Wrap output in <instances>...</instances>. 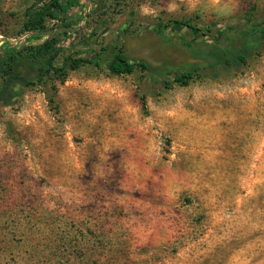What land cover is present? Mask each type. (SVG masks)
Masks as SVG:
<instances>
[{
	"label": "rangeland",
	"instance_id": "1",
	"mask_svg": "<svg viewBox=\"0 0 264 264\" xmlns=\"http://www.w3.org/2000/svg\"><path fill=\"white\" fill-rule=\"evenodd\" d=\"M41 1L0 0V53L62 37L53 22L18 36ZM62 1L58 65L128 38L178 65L186 52L147 33L172 20L214 40L264 28V0ZM173 74L82 66L0 104V264H264V39L244 64Z\"/></svg>",
	"mask_w": 264,
	"mask_h": 264
},
{
	"label": "trees",
	"instance_id": "2",
	"mask_svg": "<svg viewBox=\"0 0 264 264\" xmlns=\"http://www.w3.org/2000/svg\"><path fill=\"white\" fill-rule=\"evenodd\" d=\"M53 22L54 29L61 30L62 37L45 39L37 45H25L19 48L2 49L0 53V104L10 106L22 93L23 88L34 86L48 76L64 78L68 70H77L82 66L98 68L104 66L113 75L130 74L134 69L152 73L172 72L173 80L186 85L199 71L214 70L223 66L244 64L250 51L264 39V28L247 20L246 26L237 34H227L221 40L207 36L190 22L172 20L156 30H147L152 40L159 45L177 44L186 52V58L178 65L153 66L150 61L132 56L129 45L135 38H128L120 46L103 48L95 57H63L61 42L69 39L72 24L68 21L66 5L62 0H45L30 3L23 15L18 36L34 34L46 29ZM170 23L195 32L190 41H186ZM53 30V29H52ZM207 33L210 30L207 29ZM207 37V39H206ZM139 42H142L138 38ZM150 40V39H147ZM158 72H157V71Z\"/></svg>",
	"mask_w": 264,
	"mask_h": 264
}]
</instances>
